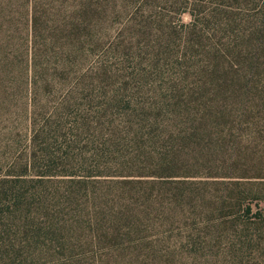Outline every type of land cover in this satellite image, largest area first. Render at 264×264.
Here are the masks:
<instances>
[{"label": "rangeland", "instance_id": "obj_1", "mask_svg": "<svg viewBox=\"0 0 264 264\" xmlns=\"http://www.w3.org/2000/svg\"><path fill=\"white\" fill-rule=\"evenodd\" d=\"M94 2L77 68L63 39L36 85L0 92V179H37L16 185L38 201L0 214L25 238L0 264H264V0ZM43 125L56 163L9 169Z\"/></svg>", "mask_w": 264, "mask_h": 264}, {"label": "trees", "instance_id": "obj_2", "mask_svg": "<svg viewBox=\"0 0 264 264\" xmlns=\"http://www.w3.org/2000/svg\"><path fill=\"white\" fill-rule=\"evenodd\" d=\"M63 0H0V92L6 93L10 89H22L28 85H36L38 80L32 81V75L38 76L41 67L48 66V63L57 55L62 56L65 48L61 42L66 39L69 45L68 58L72 61V66L76 68L80 64L83 53L79 43L80 29L82 23L89 22L85 26L90 27V31L95 29L96 18L99 15L95 10L94 0H81L80 5L86 7V16L80 10L66 12L64 17ZM72 8V7H69ZM84 17V20H83ZM43 45V47H41ZM68 64L61 68L55 66L56 72L63 70L67 72ZM69 72V70H68ZM41 71V75L45 76ZM47 77V76H45ZM75 83V82H74ZM47 84V83H42ZM3 108L0 107V112ZM173 119H180L181 115L175 109L170 110ZM32 115V114H30ZM169 125L168 123H166ZM55 126L43 125L42 127L33 126V151L26 155H21L14 161L7 163L9 169H16L20 163L21 170L26 174L37 168H45L50 165L51 157L56 163L57 158L49 151L40 149L38 145L46 142L42 140L47 138ZM179 140H185L187 135H183L182 126L179 125L176 130H171L169 135H173ZM47 146V145H46ZM48 147V146H47ZM47 149V148H46ZM49 150V149H48ZM169 156L162 158L159 164L169 166L173 172H177L180 166V156L183 153L179 148H171L167 151ZM4 159V158H3ZM44 166V167H43ZM190 172V171H188ZM23 174V173H19ZM37 179H27V177H4L0 179V214L4 216L14 212V206L21 207L26 204L29 198L32 202L35 200L36 193H29L22 188L17 187L18 182L35 181ZM15 182L13 186L5 185V182ZM258 209L254 211L257 220L264 218V207L257 203ZM253 206L251 203L246 205V210L251 212ZM8 216V215H7ZM7 225L1 226L0 223V260L3 257L16 256L20 254L25 246L22 242L25 238L19 239L10 232ZM37 240L35 241V243ZM38 242H40L38 240ZM5 243V244H4ZM4 244V246H2ZM19 244V245H17ZM39 247V244H38Z\"/></svg>", "mask_w": 264, "mask_h": 264}]
</instances>
